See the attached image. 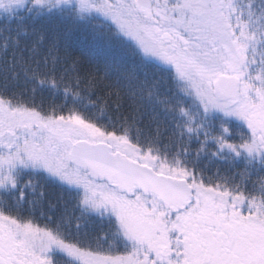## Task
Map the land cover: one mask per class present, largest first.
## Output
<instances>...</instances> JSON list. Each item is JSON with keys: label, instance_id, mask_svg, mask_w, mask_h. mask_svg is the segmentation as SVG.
Masks as SVG:
<instances>
[{"label": "snow or ice", "instance_id": "6c2138e0", "mask_svg": "<svg viewBox=\"0 0 264 264\" xmlns=\"http://www.w3.org/2000/svg\"><path fill=\"white\" fill-rule=\"evenodd\" d=\"M0 264H264V0H0Z\"/></svg>", "mask_w": 264, "mask_h": 264}, {"label": "trees", "instance_id": "16d2710c", "mask_svg": "<svg viewBox=\"0 0 264 264\" xmlns=\"http://www.w3.org/2000/svg\"><path fill=\"white\" fill-rule=\"evenodd\" d=\"M69 44L73 55H80L83 59L91 58L98 64L115 58L113 53L103 49L90 32H73L69 36ZM216 166H220L222 169L226 167L222 162L215 161L211 170L214 171Z\"/></svg>", "mask_w": 264, "mask_h": 264}]
</instances>
